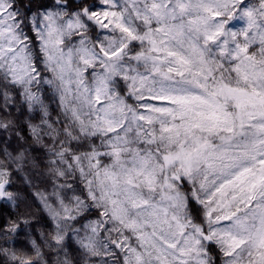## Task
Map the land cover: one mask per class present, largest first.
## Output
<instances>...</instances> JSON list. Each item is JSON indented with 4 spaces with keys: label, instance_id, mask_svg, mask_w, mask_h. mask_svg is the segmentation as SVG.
Returning <instances> with one entry per match:
<instances>
[{
    "label": "snow or ice",
    "instance_id": "6c2138e0",
    "mask_svg": "<svg viewBox=\"0 0 264 264\" xmlns=\"http://www.w3.org/2000/svg\"><path fill=\"white\" fill-rule=\"evenodd\" d=\"M0 264H264V0H0Z\"/></svg>",
    "mask_w": 264,
    "mask_h": 264
}]
</instances>
